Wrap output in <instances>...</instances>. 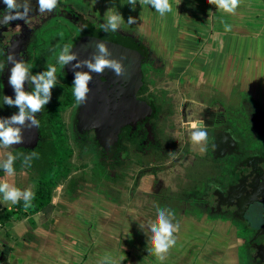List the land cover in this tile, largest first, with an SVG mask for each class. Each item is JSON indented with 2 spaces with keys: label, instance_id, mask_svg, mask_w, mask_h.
I'll use <instances>...</instances> for the list:
<instances>
[{
  "label": "flooded vegetation",
  "instance_id": "flooded-vegetation-1",
  "mask_svg": "<svg viewBox=\"0 0 264 264\" xmlns=\"http://www.w3.org/2000/svg\"><path fill=\"white\" fill-rule=\"evenodd\" d=\"M31 5L27 23L16 20L0 26V62L6 64L0 72V117L19 111L3 104L4 95L15 98L8 82L13 66L7 62L8 53L30 64L33 75L55 66L57 85L50 102L37 113L39 127L25 128L22 144L0 147V159L9 153L18 156L14 176L9 178L0 168V179H27L35 193L44 177L53 179L67 171L60 183H66L68 192L71 181L78 179L79 192L96 191L117 205L132 204L149 217L160 208L171 210L172 222L179 225H229L251 262L264 264V113L250 108L239 86L227 94L217 86L186 84L170 69L163 52L154 51L130 26L103 32L106 11L93 0H60L56 10L44 14L37 11V0ZM5 7L0 0V12ZM101 35L128 46L137 35L139 43L149 45L136 95L141 114L128 113L122 126L107 132L95 125L105 120L108 128L115 107L127 98L123 92L130 94L129 81L109 69L93 73L86 111V103L75 101L71 66L58 63L64 45L73 51L82 39ZM34 86L26 81L24 89L30 92ZM103 105L109 111H102ZM234 110L254 112L249 113L250 126L253 136L262 137L259 144L247 145L233 126ZM201 119L208 132L203 155L190 139L191 124ZM33 151L38 155L25 167L20 154ZM241 225L248 231L246 237L239 235Z\"/></svg>",
  "mask_w": 264,
  "mask_h": 264
},
{
  "label": "crops",
  "instance_id": "crops-1",
  "mask_svg": "<svg viewBox=\"0 0 264 264\" xmlns=\"http://www.w3.org/2000/svg\"><path fill=\"white\" fill-rule=\"evenodd\" d=\"M106 1L123 18H136V34L158 40L156 47L186 84L227 94L239 86L264 105V0H241L234 15L207 0H170L173 11L163 16L139 0L135 10L127 0ZM0 180L32 191L27 179ZM65 184L57 185L51 210L1 223L0 264H101L105 256L116 264H244L229 225L192 221L181 224L176 245L160 261L150 251L149 217L96 191L71 197ZM13 206L0 194V213Z\"/></svg>",
  "mask_w": 264,
  "mask_h": 264
},
{
  "label": "clouds",
  "instance_id": "clouds-1",
  "mask_svg": "<svg viewBox=\"0 0 264 264\" xmlns=\"http://www.w3.org/2000/svg\"><path fill=\"white\" fill-rule=\"evenodd\" d=\"M6 6L0 12V26L10 24L12 21L24 20L28 21L29 13L32 11L31 0H3ZM135 10L137 0H127ZM207 3L215 5L218 10H223L228 14H235L237 8L241 4V0H207ZM60 0H37V11L41 14L52 13L59 7ZM139 4L150 5L161 16L173 11L170 0H139ZM106 20L100 24V29L107 32H115L120 28L124 18L122 14L116 10H107ZM136 18L129 16L127 23L134 24ZM225 31H231V25L224 23ZM75 61V63H73ZM7 62L13 66L10 71L9 84L13 87L15 98L4 95L3 104L9 107H18V113L12 114L10 117H0V147L11 148L13 145L22 144L24 141L23 130L25 128H38L40 121L37 119V113L50 102L52 98V89L57 85V69L55 66L49 65L47 70L32 74V66L23 59H17L14 53L7 54ZM58 63L62 66H71L74 73L73 79V95L78 105L85 104L90 92L89 84L93 79L92 74H102L106 69L121 77L125 75V68L122 59L112 57L111 51L107 44L102 41L95 43V51L91 57L87 59H79L78 53L72 51L71 45H64L58 55ZM6 64L0 62V72H3ZM87 69L84 71L82 69ZM34 83L32 91H25V82ZM191 142L198 147L201 155L207 151L208 132L203 119L191 124ZM23 156V165L31 166V160L38 154L33 151ZM18 156L11 153L6 159H0V168H3L6 175L11 178L15 174L14 163ZM0 194H2L3 202H10L12 205L24 201L23 208L27 211L33 207L32 201L35 193L29 189L21 190L16 187L10 180H0ZM174 213L169 209H157L155 222H150L149 230L151 235L152 248L150 251L160 261H164L166 254L176 245V237L174 233L179 231V224L172 222ZM141 229L143 225L140 224ZM101 264H116L112 258L105 256Z\"/></svg>",
  "mask_w": 264,
  "mask_h": 264
},
{
  "label": "water",
  "instance_id": "water-1",
  "mask_svg": "<svg viewBox=\"0 0 264 264\" xmlns=\"http://www.w3.org/2000/svg\"><path fill=\"white\" fill-rule=\"evenodd\" d=\"M137 38V41L134 42V44L130 43L129 46L127 43L123 42H114L110 39H107L104 35L96 36L93 38L88 39H82L79 41L76 45V47L73 49L74 52L78 53L79 59H87L91 57L93 52L95 51V43L97 41H102L107 44V47L111 51L112 57L116 59H122L123 66L125 68V75L122 76L121 79H124L126 81H129V88L131 87L130 94L123 92V95H126V99H122L119 101L116 109L114 110L113 118L111 120L109 119L107 121L108 128L106 129L105 123L106 121H102L103 123L96 124L95 126L99 128L102 132L112 131L116 130L120 126H122L125 122V120L128 118L127 114L134 112L135 116H138L141 114L140 110V102L137 100V91L141 87L142 84V64L147 60V51L145 47L147 48L149 45L147 43H139L137 35L135 36ZM143 47V49H141ZM75 62V61H73ZM84 71H87V69H83ZM120 79V80H121ZM124 81V82H126ZM121 82V81H120ZM87 102L85 106L86 111L88 110ZM96 104L94 106L96 107ZM90 106H93L90 105ZM95 111V110H94ZM102 111H109L104 105L102 107ZM116 132V131H115Z\"/></svg>",
  "mask_w": 264,
  "mask_h": 264
},
{
  "label": "rangeland",
  "instance_id": "rangeland-1",
  "mask_svg": "<svg viewBox=\"0 0 264 264\" xmlns=\"http://www.w3.org/2000/svg\"><path fill=\"white\" fill-rule=\"evenodd\" d=\"M96 0H93V2H95ZM100 1L102 2V4L103 5H101V3H100ZM98 0V1H96V3L98 4V6L100 7V6H103V9L105 10V11H107L108 9H109V4H107V1L106 0ZM127 18H124V20H123V22L121 23V25H127V26H130L132 29H134V27H135V25H130V24H128L127 23ZM148 24H145V26L144 27H142V29H144L146 26H147ZM136 28H137V26H136ZM151 29H153V27H151L150 26V28L148 29V31H151ZM157 42H158V40H154V39H150L149 40V43H150V46H151V48L154 50V51H157V52H159V49L156 47V45H157ZM157 69V68H156ZM172 92L173 93H175L173 90H172ZM245 97H247L248 99L247 100H249L250 102H249V106H250V108H254V109H258L259 111L261 110L263 113H264V105L262 104V103H260V105L261 106H259L257 103H259V102H257V101H255L253 98H252V93H248V92H245L244 94H243ZM248 106V107H249ZM260 107V108H259ZM253 109V110H254ZM253 111H250V112H248V111H245V110H234V122H233V126H235L239 131H241V133H242V135H243V137H244V139H245V142L247 143V145H253V144H257L259 141H260V139L262 138L261 136H253V132L254 131H252L251 130V124H250V116H249V113H251V115H254V112L252 113ZM243 116H245V118H242ZM263 116V115H262ZM259 144V143H258ZM47 179H51V177L49 178V177H47ZM123 188L124 189H126V187L125 186H123ZM118 193H119V191H118ZM53 195H54V193H53ZM115 195H117V194H115ZM124 204H127L126 202H124ZM143 216H144V218H147V217H149V215H145V214H142ZM156 216L157 215H154V216H152V217H149L148 219H146V220H148V221H146V223H148V226H149V223L150 222H155V220H156ZM135 220L136 221H138L139 223H141V224H143V220H141V222H140V218H139V216L138 217H135ZM177 222H175L174 224H176ZM213 223V222H212ZM236 223H238V222H236ZM184 225V223L182 224V226ZM180 226L181 225H179V230L181 229L180 228ZM178 232H176V233H174V235H176ZM248 234V231L245 229V228H243V226L241 225V229H240V232H239V235H244V237H246V235ZM245 252V248L244 247H241V249H240V251H239V253H240V258H241V260H242V262L244 263V264H253L252 262H251V260H250V258H248V256L246 255V252Z\"/></svg>",
  "mask_w": 264,
  "mask_h": 264
},
{
  "label": "trees",
  "instance_id": "trees-1",
  "mask_svg": "<svg viewBox=\"0 0 264 264\" xmlns=\"http://www.w3.org/2000/svg\"><path fill=\"white\" fill-rule=\"evenodd\" d=\"M64 173H67V171ZM64 173L62 172L58 175L56 174L53 179H47V177H44V179L37 184L35 198L32 201L33 207L25 211L23 208L24 201L21 200L11 209L6 208L0 213V224L6 220L19 219L28 215L29 213L33 214L39 211L51 210L53 208V193L57 185L60 183V180ZM80 186H82V182L78 179H74L73 181H71L69 189L71 197L78 194L81 188Z\"/></svg>",
  "mask_w": 264,
  "mask_h": 264
},
{
  "label": "built area",
  "instance_id": "built-area-1",
  "mask_svg": "<svg viewBox=\"0 0 264 264\" xmlns=\"http://www.w3.org/2000/svg\"><path fill=\"white\" fill-rule=\"evenodd\" d=\"M1 225V224H0Z\"/></svg>",
  "mask_w": 264,
  "mask_h": 264
}]
</instances>
